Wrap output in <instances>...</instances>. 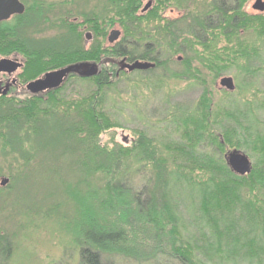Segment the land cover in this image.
<instances>
[{
	"label": "trees",
	"instance_id": "16d2710c",
	"mask_svg": "<svg viewBox=\"0 0 264 264\" xmlns=\"http://www.w3.org/2000/svg\"><path fill=\"white\" fill-rule=\"evenodd\" d=\"M111 1L116 13L106 28L119 22L125 33L113 47L105 48L99 41V47L76 51L65 45L53 51L46 46L37 48L30 45L28 22L22 15L0 22V55L24 57L26 82L68 65L126 58L155 63L148 74L164 69L172 80L202 88L194 109L185 111L177 106L172 111L171 124L183 129L180 143H162L139 130L130 147L111 143L109 149L100 146V135L121 128L109 111L101 110L107 98L106 93L101 95L102 89L112 86L111 77L104 69L94 78L98 90L89 102L88 121L81 120L67 134L79 143L82 159L89 157L95 162L92 170L103 181L99 189L89 186L85 195L78 188L73 190L82 222L81 264H102V257L110 255L140 263L158 262L163 257L179 264H264V90L260 88L264 82V37L261 45H256L248 44L240 34L256 28L264 35V18L256 23L244 16L239 12L243 0H234L233 9L223 5L215 9L217 20L204 15L184 22L183 31L179 20L167 24L165 50L164 44L156 38L151 41V32L145 33L137 24L146 15L139 13L141 0ZM107 29L100 40L105 41ZM130 36L146 41L142 54L135 49L127 51ZM207 36L214 41H208ZM222 37L234 47L218 50L209 46ZM164 54H168L166 59ZM176 54L185 56L182 72L169 68ZM229 72L238 81V92H225L226 99L217 107L213 92L206 87L208 79L214 85ZM59 96L62 91L51 94L47 102L35 97L25 101L0 97V125L35 123L41 108L59 103ZM226 149L252 159L251 173H234L226 162ZM129 159L142 165L130 168ZM136 176H140L138 180ZM0 254L8 258L5 250Z\"/></svg>",
	"mask_w": 264,
	"mask_h": 264
},
{
	"label": "rangeland",
	"instance_id": "374dc122",
	"mask_svg": "<svg viewBox=\"0 0 264 264\" xmlns=\"http://www.w3.org/2000/svg\"><path fill=\"white\" fill-rule=\"evenodd\" d=\"M19 1L24 6L21 15L25 22H28L26 36L31 39V46L37 48L46 46L45 49L53 51L65 45L68 49L76 51L81 48L90 49L91 46L99 47V41L105 48L113 47L125 38L124 28L119 22L106 28L116 13V5L111 0ZM256 1L243 0L239 12L257 23L260 17L264 18V12L254 10ZM149 2L152 3L151 7L144 12ZM220 5L233 9L235 2L141 0L139 13L146 15L145 19L137 21V24L141 25L145 33L151 32L148 34L153 37H149L151 41L156 38L164 44L167 24L179 20L183 31L187 21L204 15L217 20L215 9ZM220 21H214V24L219 25ZM105 29H107L105 41L100 40ZM113 30L120 31L121 35L114 44H110L108 38ZM88 34L91 36L90 40L87 38ZM240 34L248 44L256 45H261L264 37L256 28L248 32L242 31ZM127 38L129 40V46L125 45L127 51L135 49L137 54L144 52L146 41L136 36ZM206 38L208 41H214L208 36ZM162 46L165 50L168 49L165 44ZM209 46H214L218 50L234 47L224 37L219 38L218 43ZM167 55L164 54L163 59H166ZM17 57L20 61H25L24 57ZM13 58L14 56L0 55V60ZM107 59H103V63L98 62L103 70L109 71L112 82L110 88L102 89L101 95L106 93L107 98L104 100L105 107H101V110L109 111L121 128L110 129L101 134L100 146L112 149L114 143H120L130 147L136 139L135 131L139 130L148 132L153 139L162 143L166 141L180 143L183 129L179 130L171 124L172 111L177 106H182V110L185 111L194 109L202 88L194 86L189 81L172 80L171 73L164 69L156 70L152 74L146 71L128 72L122 70L120 64L124 61L122 58ZM172 60L169 67L171 71L182 72L185 69L183 54L174 55ZM127 62L132 63L129 60ZM25 70L23 75H26ZM48 72L39 74L32 80L39 79ZM20 73L19 71L17 75ZM224 77L233 78L235 91L229 92L221 87L220 81ZM96 84L94 77L74 78L62 91L59 103L45 104L41 108L43 112L35 123L27 125L24 121L21 126H14L15 128L12 125L8 127L0 125V251L5 250L8 255V258L4 259L0 254V264H81L79 228L82 222L80 210L73 198V190L78 188L81 194L85 195L89 186L99 189L103 181L92 170V163L95 162L89 157L86 161L83 160L79 143L74 141L72 134H67L69 129H76L75 125L81 120L89 118L88 106L91 98H94L93 95L97 93ZM237 85L234 73L229 72L214 85L208 79L206 87L213 92L215 97L213 103L218 107L221 101L226 99L225 92L235 94L238 92ZM260 88L264 90V82ZM13 98L25 101L30 97L20 93L7 97L8 100ZM41 100L47 102L49 96L44 95ZM2 112L1 110L0 113ZM5 123L8 125L6 120ZM33 131L37 133L34 134ZM231 151L234 150L226 149L225 158ZM250 160L253 164L252 159ZM129 164L130 168L142 165L135 159H129ZM139 177L136 176L135 179L138 180ZM5 180L7 183L2 186ZM157 261L140 263L117 255L102 257V264H179L169 263L163 257Z\"/></svg>",
	"mask_w": 264,
	"mask_h": 264
},
{
	"label": "water",
	"instance_id": "95a60500",
	"mask_svg": "<svg viewBox=\"0 0 264 264\" xmlns=\"http://www.w3.org/2000/svg\"><path fill=\"white\" fill-rule=\"evenodd\" d=\"M151 4L152 3L149 2L143 11H148ZM253 8L254 10L263 13L264 1L257 0ZM23 12L24 6L19 0H0V22L8 21L12 16L21 15ZM120 35L121 32L118 30L111 31L108 38L109 43L114 44L120 38ZM87 38L90 40L91 36L88 34ZM125 61L126 60L122 61L120 64L122 70H126L128 72L148 71L156 67V64L151 62L135 61L133 63H126ZM21 67L22 64L16 60H0V73L13 74ZM71 75H77L81 78L95 77L98 75V65L96 63L88 62L73 64L60 70L46 73L43 77L29 83L27 88L34 94H38L45 90H57L63 86ZM220 85L229 92L235 91L234 80L231 77L222 78ZM226 162L229 168L240 176L250 174L253 168L250 158L238 150L228 153L226 156ZM6 183V180L3 181L2 186H5Z\"/></svg>",
	"mask_w": 264,
	"mask_h": 264
},
{
	"label": "flooded vegetation",
	"instance_id": "af4514ba",
	"mask_svg": "<svg viewBox=\"0 0 264 264\" xmlns=\"http://www.w3.org/2000/svg\"><path fill=\"white\" fill-rule=\"evenodd\" d=\"M229 9V8H228ZM13 60L18 61L19 63L22 64V67L19 68L15 73L13 74H6V73H0V97H10L15 93H20L21 95H27L28 97H35V98H43L44 95H48L50 96L51 94H55L56 91H63L66 86L74 79V78H80V79H85V78H81L77 75H71L66 82L63 84L62 87H60L57 90H45L44 92H40L38 94H34L32 93L28 88V84L33 82V80H29V81H24V70L26 68V61H20V59L18 57H14ZM123 60H126V58H123ZM138 61V60H136ZM126 63L127 60L125 61ZM133 63V62H132ZM98 65V75L95 77L100 76V74L103 72V69L101 67L100 64L96 63ZM70 66V65H68ZM67 67V66H66ZM65 68V67H63ZM62 69V68H60ZM58 69V70H60ZM155 69V68H154ZM21 72L20 74L17 75L18 72ZM49 73V72H48ZM45 75V74H44ZM43 77V76H42ZM94 77V78H95ZM41 78V77H40ZM38 79V78H37ZM36 79V80H37ZM34 80V81H36Z\"/></svg>",
	"mask_w": 264,
	"mask_h": 264
}]
</instances>
